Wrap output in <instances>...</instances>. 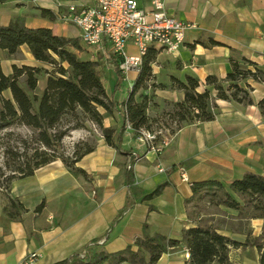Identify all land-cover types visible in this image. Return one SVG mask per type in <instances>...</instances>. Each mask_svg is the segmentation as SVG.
<instances>
[{"label":"crops","instance_id":"1","mask_svg":"<svg viewBox=\"0 0 264 264\" xmlns=\"http://www.w3.org/2000/svg\"><path fill=\"white\" fill-rule=\"evenodd\" d=\"M139 1L140 7H146V0ZM62 4L92 6L94 0H64ZM165 5L168 15L195 27L186 33L177 55L159 52L158 56L175 64L177 80L196 78L197 93L210 89L216 106L214 119L184 125L174 132L159 129L170 142L155 154L133 139L134 132L123 122L119 106L115 120H103V128L114 131L113 142L119 148L101 138L94 150L74 165L85 177L74 174L61 161H53L30 177L12 180L8 192L0 194V264H23L30 253L37 254L31 264H55L87 249L116 253L133 247L142 238L144 226L150 236L159 234L178 241L183 230L211 228L236 243L228 246L230 264H260L264 196L239 195L229 185L249 173L264 177V115L258 108L264 100V0H165ZM42 9L52 12L55 20L41 17ZM60 12L55 0H0V27L22 17L28 29L45 28L56 36L79 39L76 28L58 20ZM127 49L134 52L131 45ZM19 51L31 63L39 64L26 47ZM87 51L93 56L84 61L98 59L92 49ZM15 62L0 51L4 75L11 74ZM232 63L251 74L234 82L248 92L250 104L217 99L216 91L206 84L207 77H214L227 89L233 84L226 81ZM105 70L111 81L110 97L115 75L112 67ZM136 77L130 73L125 82L131 84ZM155 100L156 106L147 113L150 119L181 102L183 92L161 91ZM180 168L189 184L181 181ZM205 181L220 183L236 208L209 200L200 212L199 199L186 204L192 197L191 185ZM159 185H164L160 195L141 200ZM127 196L131 205L124 209ZM144 257L148 259L146 253ZM188 261L189 252L180 245L162 254L155 264Z\"/></svg>","mask_w":264,"mask_h":264},{"label":"trees","instance_id":"2","mask_svg":"<svg viewBox=\"0 0 264 264\" xmlns=\"http://www.w3.org/2000/svg\"><path fill=\"white\" fill-rule=\"evenodd\" d=\"M39 15L51 21L55 15L48 10H40ZM78 38H65L54 35L50 29H28L24 25L22 17H16L7 26L0 27V51L5 52L7 59L19 52L21 47H26L32 59L38 63L57 65L59 69L55 74L49 75L45 87L40 96H28L18 85L20 77L25 76L26 85L30 91L36 87L35 76L39 73L37 68L22 66L11 67V74L4 75L0 65V131L18 123L27 127L35 134L38 148L22 164L12 168V177L8 178L5 186L12 180L30 177L35 170L60 159L74 174L85 177V172L74 165L85 155L91 153L93 148H87L82 154L73 153L72 158L56 152L61 145L65 130L58 129L61 119L77 110L84 114L90 121L101 129V134L107 145L118 149L113 142V130L102 127L103 116L118 111L122 107L123 122L128 124L137 136L140 130L156 131L164 126L160 122L147 116V101L145 98L137 102L136 93L145 89V84L152 75V65L155 63L158 51L149 49L142 58L140 72L132 82L131 91L126 100L119 102L125 80L120 73L117 63L112 60V71L115 75L110 97L104 89V76L98 60L84 61L78 58V54L84 51ZM210 45L217 43L210 41ZM114 63V64H113ZM67 66L65 70L62 65ZM251 75L243 71L238 64L232 63L231 72L226 76V81L231 82L227 89L214 77H207L206 84L216 91V98L224 101L250 104L248 92L240 89L234 82L239 78ZM253 75V74H252ZM255 76V74L253 75ZM176 89L183 92V100L173 104L174 113L172 122L179 129L184 125L194 122H210L216 115V106L212 103L210 89L203 93H197L198 81L193 77H186L184 82L174 80ZM9 93V98L3 96ZM230 92V94H227ZM258 108L264 115V100L258 103ZM98 109L104 111L102 115ZM165 128V127H164ZM173 132V131H171ZM124 153V151H123ZM128 182L132 183L130 173L127 172ZM164 185H159L151 193L144 195L141 200L148 201L160 195ZM232 192L245 196H264V177L254 174H246L241 180L229 185ZM192 197L186 204L196 199L209 197L211 202L221 204L229 208H235L236 202L230 197L224 187L215 181H205L191 185ZM131 205V200L126 198L124 209ZM183 245L189 252V261L186 264H230L228 262V246H236V243L218 235L213 229L197 227L182 231L181 240L167 239L166 237L146 233L143 227V236L137 239L133 247H127L122 251L107 254L104 252L85 251L82 259L79 254L55 264H155L159 257L171 249ZM148 255L145 259L144 254ZM260 264H264V252H262Z\"/></svg>","mask_w":264,"mask_h":264},{"label":"built area","instance_id":"3","mask_svg":"<svg viewBox=\"0 0 264 264\" xmlns=\"http://www.w3.org/2000/svg\"><path fill=\"white\" fill-rule=\"evenodd\" d=\"M63 2L55 0L61 11L58 20L76 28L81 43L99 53L105 67H111L114 60L124 80L130 73L140 72L142 58L151 48L168 56L177 55L186 33L195 27L168 15L165 0H146V7H140L138 0H94L92 6L65 7ZM128 45L134 52L127 49ZM136 140L155 154H160L170 142L162 130L140 131ZM179 173L181 181L189 184L185 170L180 168ZM84 255L85 251L79 258ZM36 258L37 254L30 253L23 264H31Z\"/></svg>","mask_w":264,"mask_h":264},{"label":"rangeland","instance_id":"4","mask_svg":"<svg viewBox=\"0 0 264 264\" xmlns=\"http://www.w3.org/2000/svg\"><path fill=\"white\" fill-rule=\"evenodd\" d=\"M140 4V1L138 0ZM141 6V5H140ZM62 23V22H61ZM64 24V23H63ZM68 25V24H66ZM81 44V43H80ZM84 51L78 54V58L80 60L91 59L93 54L90 51H87L86 46L81 44ZM95 55H98V61L101 65V72L104 76L105 82L103 84L106 95L109 96V91L111 89V81L109 80V72L105 70V64L103 62V57L94 52ZM13 59H16L15 62L18 68L22 67L20 64H32L33 68H37L39 73L35 76L36 78V87L33 91H30L26 85V78L22 76L18 79V85L27 93L28 96H40L43 91L46 80L49 75L55 74L59 67L57 65L50 64H35L31 63V61L25 57L22 52H18L14 56ZM107 63V62H106ZM111 63V62H110ZM110 63H107L109 65ZM112 64V63H111ZM114 64V63H113ZM62 67L67 70V66L64 64ZM175 64L171 61H166L162 56H156L155 63L152 65V75L150 80L145 84V89L139 90L135 95V100L139 102L143 98L147 101V111L153 110V108L157 104V100L155 98L158 97V94L161 91H169V90H177L176 84L174 80H177L175 77ZM124 78V76H123ZM133 81V80H132ZM132 83L128 84L125 82L123 84V89L125 92L122 93L121 100L124 101L128 97L131 91ZM3 96L5 98H9V93L4 92ZM122 109V107H121ZM103 113L102 109H98ZM174 113V107L170 106L165 109L162 114L159 116L153 117V120L160 122L162 126H164L168 131H175L176 125L172 122V116ZM117 112L114 110L112 113L103 116L104 119H116ZM102 120V127H103ZM58 129L65 130L66 135L63 137L61 141V145L55 153L56 156L62 154L63 156H67L72 158L73 153L77 152L78 154H82L86 151L87 148H95L97 142L103 138L101 134V129L94 122L90 121L84 114L80 111H76L74 114H69L64 116L58 127ZM143 131L144 130H140ZM139 131V133H140ZM138 133V134H139ZM136 137L134 133L133 139ZM135 140V139H134ZM38 148V145L35 141V134L33 131L24 127L18 123H14L12 126L8 127L5 130L0 131V194H6L9 189V185L5 186L8 178L12 177V168L17 164H22L25 161V157L29 158L35 149ZM55 161H61L60 159H56ZM235 193V192H234ZM238 194V193H237ZM209 201V197H203L198 200V208L197 211L200 212L205 211L203 206L205 203ZM236 208V207H235ZM199 214V212H197Z\"/></svg>","mask_w":264,"mask_h":264}]
</instances>
